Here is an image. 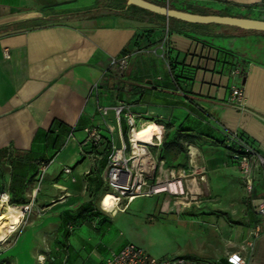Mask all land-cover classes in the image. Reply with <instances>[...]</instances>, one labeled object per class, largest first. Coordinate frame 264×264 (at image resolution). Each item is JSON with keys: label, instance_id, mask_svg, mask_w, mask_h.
I'll list each match as a JSON object with an SVG mask.
<instances>
[{"label": "crops", "instance_id": "obj_1", "mask_svg": "<svg viewBox=\"0 0 264 264\" xmlns=\"http://www.w3.org/2000/svg\"><path fill=\"white\" fill-rule=\"evenodd\" d=\"M107 1L0 0V193L13 196V159L21 151L30 157L26 168L31 173H42L45 165L48 181L34 194L38 187L28 176L20 193L29 188L26 204H50L51 209L40 217L42 222L16 235L0 264H106L103 258L128 242L156 257L231 264L228 256L239 253L245 264H264V215L258 213L264 176L260 171L248 195L232 152L223 144L229 132H237L264 157V121L259 117H264V32L110 10ZM169 5L264 20V0H171ZM123 56L130 65L119 77L110 65ZM238 66L244 73L234 76ZM236 83L244 88L242 106L229 102ZM119 102L131 105L141 121L151 116L147 112L163 118L161 156L168 166L189 169L185 149L190 144L201 169L198 203L176 213L163 198L149 209L160 215L153 241L137 242L123 228L137 199L116 214L98 206L102 188L95 190L89 176L96 162L81 150L85 128L100 123L99 107ZM97 163L103 165V160ZM90 195L94 211L77 215L70 239L53 246L50 221L61 228L67 220L57 206L82 205ZM256 224L262 231L249 248L245 240ZM51 247L58 259H36V252L43 258Z\"/></svg>", "mask_w": 264, "mask_h": 264}, {"label": "built area", "instance_id": "obj_2", "mask_svg": "<svg viewBox=\"0 0 264 264\" xmlns=\"http://www.w3.org/2000/svg\"><path fill=\"white\" fill-rule=\"evenodd\" d=\"M165 1L169 4L171 0ZM4 54L10 58L8 50H5ZM129 65L128 56L114 58L110 71L122 77ZM243 73V69L239 66L232 70L234 76ZM229 102L236 106L243 105L244 88L241 84L236 83L232 86ZM99 113L100 123L85 128L81 150L86 158L96 162L93 172L100 173L103 185L98 206L102 210L111 214L125 212L136 199L163 193L170 196L173 211L176 213L199 202L201 190L197 176L201 173V169L194 164L197 153L190 144L186 147L191 164L189 169H177L167 165L166 160L161 156L164 145V132L160 125V121H163L162 117L147 112L151 116L141 121L139 117L142 115L125 102L100 106ZM111 114L113 119H110ZM151 124L155 129L149 131ZM102 125L107 126L109 135L105 133ZM144 131L148 134L142 137L140 134ZM224 146L232 152V158L238 165L246 193L252 195L259 172L261 171L264 176V157L237 132H229L226 135ZM106 152L108 156L104 164L97 163L100 160L104 161ZM64 170L70 172L71 169L65 167ZM45 171L46 167L42 165V178ZM203 179L204 176L200 175V180ZM36 191L37 189L35 193ZM10 201L9 193H0V205L11 204ZM18 207L26 213L32 207V203ZM258 213L264 215V201L259 204ZM261 231L260 224L254 225L249 231L245 245L252 248ZM103 260L106 264H213L208 260L188 256L156 257L144 247L132 242L126 243L119 250L110 251ZM228 261L231 264H245V259L239 253L229 255Z\"/></svg>", "mask_w": 264, "mask_h": 264}, {"label": "rangeland", "instance_id": "obj_3", "mask_svg": "<svg viewBox=\"0 0 264 264\" xmlns=\"http://www.w3.org/2000/svg\"><path fill=\"white\" fill-rule=\"evenodd\" d=\"M104 2V1H103ZM257 47L261 46V43L256 44ZM48 181V175L45 176V179L42 178V173L37 172L34 178V183L38 187V191H41L39 187L42 186V189H45V185ZM4 188V187H3ZM29 188H25L22 193H19L17 196L13 197L15 202L17 204L25 205L29 199L30 195L27 194ZM31 192V191H30ZM163 198H168L170 201V196L167 193L160 194L156 196L155 198H148V197H140L138 198L134 204L130 207V209L127 212V215L125 216L127 220L123 223V228L125 232L127 233V237L133 238L137 240V242L142 241V239H149L151 241L154 240L155 235L157 232H159V226L156 225L158 220H160V215L158 212L155 211H149L151 207H154L156 204H161ZM84 204L87 205L88 209H91L94 204V198L93 195L89 196V200L85 201ZM81 204H71L69 207L71 208H64V206H57L58 208L56 211H60L61 213L66 214L67 220L64 222H61L63 226L61 228H58L56 223L54 221H50L53 223L55 229L53 232H51L53 239H52V245H65L66 238L69 236L68 239H70V234L75 229V224L77 223L76 216L73 214L77 207H79ZM50 206V204H49ZM49 206H39V207H32L30 208L26 213L23 212L22 215L18 216L17 222L18 224L14 226L13 223H11L12 214L9 212L12 209L20 210V208L13 207V205L9 203H3L0 205V214L4 215V217L0 220V243H4L2 246H0V255L4 254V251L14 242H16L17 236L23 231H26L28 228L33 227V225H37L39 222H42L40 220V217H42L43 213L46 211H51ZM56 225V226H55ZM53 227V226H52ZM53 227V228H54ZM19 228V229H18ZM18 229V230H17ZM17 230V231H16ZM16 231L11 237L8 238L7 242V236L10 232ZM17 235V236H16ZM126 235V234H125ZM46 254L47 256L37 255L36 252V259H43L44 261L46 259H58L57 254L54 252L55 250H52L54 248H46ZM63 257H61L62 259ZM68 259V258H66Z\"/></svg>", "mask_w": 264, "mask_h": 264}, {"label": "water", "instance_id": "obj_4", "mask_svg": "<svg viewBox=\"0 0 264 264\" xmlns=\"http://www.w3.org/2000/svg\"><path fill=\"white\" fill-rule=\"evenodd\" d=\"M127 5H135L150 12L163 15L166 18H174L194 24H219L235 26L245 30H255L264 32V20L247 17L218 15V14H199L180 10L169 4H158L149 0H127ZM264 121V117L259 116Z\"/></svg>", "mask_w": 264, "mask_h": 264}, {"label": "trees", "instance_id": "obj_5", "mask_svg": "<svg viewBox=\"0 0 264 264\" xmlns=\"http://www.w3.org/2000/svg\"><path fill=\"white\" fill-rule=\"evenodd\" d=\"M152 1L154 3H158V4H163L161 1L159 0H149ZM107 5L108 8L110 10H119V11H129V10H136V11H140L146 14H150L153 15L159 19H166L165 16L163 15H159L153 12H150L146 9L140 8L138 6L135 5H127V0H108L107 1ZM171 20H176L179 21L177 19H171ZM181 22V20H180ZM183 23H187L185 21H182ZM224 144V141H223ZM108 156V152L104 153V161L103 164L106 160ZM14 163L16 165V171L13 174V184H12V189H13V196L11 197V205H18L21 206L22 204H17L15 202V200L13 199V197L17 196V194H19L23 188H24V183L26 181V178L29 176V180H33L35 178V175L37 174V171L35 169V171L33 173L30 172V170H27V166L30 167L31 165V160L30 157L26 156L23 152L19 151L18 155L14 157ZM91 181L95 184V190H99L102 188L103 182L100 176L99 172H91L89 174ZM94 208L88 209L86 204H82L80 205L74 212V215L77 216L79 214L85 213V212H93ZM76 213V214H75Z\"/></svg>", "mask_w": 264, "mask_h": 264}, {"label": "bare ground", "instance_id": "obj_6", "mask_svg": "<svg viewBox=\"0 0 264 264\" xmlns=\"http://www.w3.org/2000/svg\"><path fill=\"white\" fill-rule=\"evenodd\" d=\"M152 129H155V126L153 124L150 125L149 131ZM147 131L142 132L140 135H142V137L146 136L148 134ZM34 194H35V192H34ZM9 213L13 215L11 218V223H13L14 226H16L18 224V222H17L18 216L23 214V210L22 209H20V210L11 209V211ZM3 217H4V215L0 214V220Z\"/></svg>", "mask_w": 264, "mask_h": 264}]
</instances>
